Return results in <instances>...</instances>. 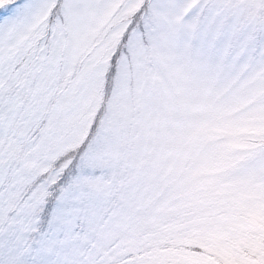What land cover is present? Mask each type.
Instances as JSON below:
<instances>
[{"label": "snow or ice", "instance_id": "obj_1", "mask_svg": "<svg viewBox=\"0 0 264 264\" xmlns=\"http://www.w3.org/2000/svg\"><path fill=\"white\" fill-rule=\"evenodd\" d=\"M0 264H264V0H0Z\"/></svg>", "mask_w": 264, "mask_h": 264}]
</instances>
